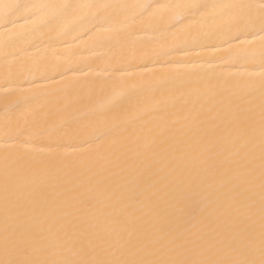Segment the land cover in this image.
Returning <instances> with one entry per match:
<instances>
[{"label":"bare ground","instance_id":"6f19581e","mask_svg":"<svg viewBox=\"0 0 264 264\" xmlns=\"http://www.w3.org/2000/svg\"><path fill=\"white\" fill-rule=\"evenodd\" d=\"M6 2L29 11L15 25L0 22V225L6 164L27 199L75 187L93 231H106L126 221L127 201L108 196L131 188L149 165L164 183L171 168L195 173L209 139L221 159H239L230 121L249 108L258 143L264 0ZM192 4L201 7H175ZM241 4L251 7H223ZM113 126L122 134L96 140ZM206 195L198 190L187 210L199 213ZM127 211L136 227L151 226L148 199ZM64 238L66 255L78 258L79 235L69 229Z\"/></svg>","mask_w":264,"mask_h":264},{"label":"snow or ice","instance_id":"6c2138e0","mask_svg":"<svg viewBox=\"0 0 264 264\" xmlns=\"http://www.w3.org/2000/svg\"><path fill=\"white\" fill-rule=\"evenodd\" d=\"M223 7L243 10L251 5ZM22 10L26 13L29 6L0 0V22L15 25L18 21L13 18L21 17ZM261 20L264 27V16ZM251 112L250 108L244 110L230 121L236 132L232 144L238 155L242 153L239 159H221L218 142L209 139L200 152L203 167L195 173L171 168L173 180L164 183L167 177L155 179L159 171H152L149 165L133 179L131 188L113 190L108 199L127 203L121 209L126 221L117 218L115 223L122 226L111 230L93 231L86 216L88 201L81 198L83 193L76 194L75 187L56 193L52 200L25 198L18 178L6 164L0 225L4 258L0 264H264V97L258 143ZM120 134L113 126L96 140L103 142ZM198 190L207 193L208 204L192 214L188 203ZM105 192L106 188L100 190V195ZM141 197L152 206L149 228L136 227L131 221L135 212L127 211ZM69 229L80 237L78 258L66 255L71 251L64 238Z\"/></svg>","mask_w":264,"mask_h":264}]
</instances>
